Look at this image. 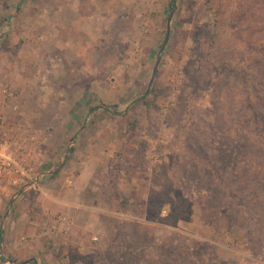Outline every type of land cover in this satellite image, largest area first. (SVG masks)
I'll return each mask as SVG.
<instances>
[{
	"label": "rangeland",
	"instance_id": "obj_1",
	"mask_svg": "<svg viewBox=\"0 0 264 264\" xmlns=\"http://www.w3.org/2000/svg\"><path fill=\"white\" fill-rule=\"evenodd\" d=\"M72 1L0 0V93L46 163L87 133L93 209L46 225L38 190L3 195L2 242L16 200L42 227L24 258L1 242L0 264H264V0H113L102 48L80 34L76 57L48 15Z\"/></svg>",
	"mask_w": 264,
	"mask_h": 264
},
{
	"label": "crops",
	"instance_id": "obj_2",
	"mask_svg": "<svg viewBox=\"0 0 264 264\" xmlns=\"http://www.w3.org/2000/svg\"><path fill=\"white\" fill-rule=\"evenodd\" d=\"M104 2H100L97 5L94 1H90L87 4L88 12L86 14L82 12L84 5L81 4L80 0L67 2L62 5V8L59 5L60 3H58L56 8L50 9L52 11L48 15L51 29H55L58 34V31L60 32V30H66L65 28H67V31H72L74 34L66 42H61L62 39H58V44L61 45L62 49L65 51L72 50L73 54L71 56H77L74 53L77 49L84 50L80 46V40L83 41V37L79 36L80 34H86L84 40L88 43L87 48L90 46H92L91 50L102 48L105 28L112 25L117 13L116 10H118L113 0H105ZM87 137L88 135L85 133L80 146L72 152V157H69L58 175L48 183L47 188L40 186V188L34 189L38 190V192H36L32 203L36 204L46 216L44 221L46 225H53L54 222H59V219L57 220L55 216L61 215L60 218H64L67 221L63 224L72 227L78 213L88 212L89 208L93 209L87 197L91 177V161L88 154L90 143ZM42 147L45 149L44 145ZM66 155L68 156L69 154ZM66 155L64 160L67 158ZM15 202L17 206L14 204L13 208L10 207L8 215L5 217L6 237L1 246L7 257L12 255L24 258L33 252H31L32 243L38 240L36 236L42 227V222L40 223L39 220L28 221V210L26 211L22 205H18L20 201L16 200ZM63 224L60 223L61 226ZM29 258L22 261H27ZM25 264H28V262Z\"/></svg>",
	"mask_w": 264,
	"mask_h": 264
},
{
	"label": "built area",
	"instance_id": "obj_3",
	"mask_svg": "<svg viewBox=\"0 0 264 264\" xmlns=\"http://www.w3.org/2000/svg\"><path fill=\"white\" fill-rule=\"evenodd\" d=\"M0 199L16 190L38 189L43 178L51 177L58 166L42 171L43 147L36 131L17 123L15 93L5 86L0 93ZM64 221L65 219L62 218Z\"/></svg>",
	"mask_w": 264,
	"mask_h": 264
},
{
	"label": "water",
	"instance_id": "obj_4",
	"mask_svg": "<svg viewBox=\"0 0 264 264\" xmlns=\"http://www.w3.org/2000/svg\"><path fill=\"white\" fill-rule=\"evenodd\" d=\"M170 20H171V16H169L168 19H167L166 34H165V37L163 39L162 45L160 46V51H162L164 49V47H165V45H166V43L168 41V38H169V34H170ZM159 61H160V57H157L155 65H154L153 70H152V75H151V78L149 80V83H151L152 80L154 79V76L156 74L157 66H158ZM9 262H12V260H9ZM25 263H27V261H23V262L17 263V264H25Z\"/></svg>",
	"mask_w": 264,
	"mask_h": 264
},
{
	"label": "trees",
	"instance_id": "obj_5",
	"mask_svg": "<svg viewBox=\"0 0 264 264\" xmlns=\"http://www.w3.org/2000/svg\"><path fill=\"white\" fill-rule=\"evenodd\" d=\"M174 2H175V0H169V7L170 8L171 7L173 8ZM145 99H146V97L143 98L142 102L143 101L145 102ZM106 108H108V107L106 106ZM46 165L48 166L47 167V169H48V168H51L52 166H55V163L54 162H52V163H46ZM60 168L61 167L56 168L54 170V172L51 174V177H53V178L56 177L58 175L59 171H60ZM2 239H3V237H2V231H1V228H0V243L2 242Z\"/></svg>",
	"mask_w": 264,
	"mask_h": 264
}]
</instances>
